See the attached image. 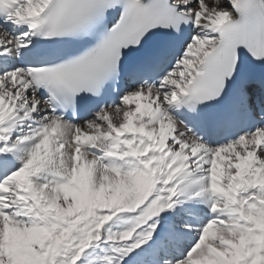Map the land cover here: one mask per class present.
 <instances>
[{
    "label": "snow or ice",
    "instance_id": "6c2138e0",
    "mask_svg": "<svg viewBox=\"0 0 264 264\" xmlns=\"http://www.w3.org/2000/svg\"><path fill=\"white\" fill-rule=\"evenodd\" d=\"M0 264H264V0H0Z\"/></svg>",
    "mask_w": 264,
    "mask_h": 264
}]
</instances>
